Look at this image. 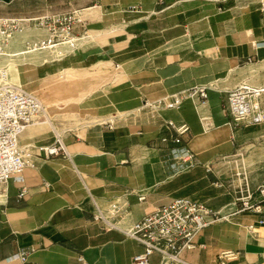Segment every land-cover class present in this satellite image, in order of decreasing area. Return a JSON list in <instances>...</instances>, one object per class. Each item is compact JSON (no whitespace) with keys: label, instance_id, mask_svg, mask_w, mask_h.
Listing matches in <instances>:
<instances>
[{"label":"crops","instance_id":"obj_1","mask_svg":"<svg viewBox=\"0 0 264 264\" xmlns=\"http://www.w3.org/2000/svg\"><path fill=\"white\" fill-rule=\"evenodd\" d=\"M73 10H81L90 21V34L77 46L27 53L23 45V51L0 52V71L6 75L11 68H17L22 77L33 65L59 66L61 62L66 63L62 71L72 80H93L91 72L103 73L96 88L88 84L82 93L61 95L74 99H55L49 105L46 98L49 125L40 122L22 134V146L39 138L47 144L25 146L34 153V168L25 171L24 182H8L6 196L0 198V264H133L142 248L124 230L155 208L183 197L201 200L225 217L201 232L197 248L183 253L186 261L219 264L218 255L231 250L239 253L238 258L226 264H264V224L258 233L249 229L258 226L264 215L238 213L235 196L227 187L232 175L224 178L209 170L212 160L229 156L240 139L243 143L264 140V123L238 130L225 111L228 91L242 84L264 86V3L0 0V17L6 18ZM31 32L33 36H28ZM45 36L32 28L19 39L36 41ZM66 50L62 59L56 58ZM31 56L54 58L14 63ZM55 70L47 80L37 72L31 79L33 87L44 89L49 82L48 92L53 95L58 83L54 77L59 74ZM82 70L87 72L71 78V71ZM195 88H206L208 98H188ZM180 95L184 102L179 108L158 110V105L167 106L166 99ZM44 99L40 100L45 104ZM51 105L68 109L58 113L70 121L56 124ZM170 122L190 128L180 144L162 141L176 137ZM50 131L55 138L62 137L70 157L37 155L38 148L55 143ZM182 150L190 156L186 162L173 157V151ZM250 150L248 167L264 163V141ZM247 174L254 199L260 201L264 174ZM216 185L227 195L218 194ZM22 190L26 194L20 198ZM141 196L145 197L142 202ZM112 202H118V208L125 203L130 217H108L102 208ZM96 209L114 227L95 220ZM150 264L163 263L154 255Z\"/></svg>","mask_w":264,"mask_h":264},{"label":"built area","instance_id":"obj_2","mask_svg":"<svg viewBox=\"0 0 264 264\" xmlns=\"http://www.w3.org/2000/svg\"><path fill=\"white\" fill-rule=\"evenodd\" d=\"M25 27H36L47 33L41 40L26 42V52L74 45L77 40L91 32L90 21L85 14L81 10H73L32 18L0 17V38L7 41ZM6 79V73L0 71V184H7L13 178L24 182L25 171L34 168L35 164L33 151L21 145L20 136L30 126L47 119L46 107L34 93L10 86ZM189 93L201 99L208 98L206 88H195ZM226 94L225 111L230 124L235 127H251L264 123V86L242 84ZM182 101L183 95H180L179 98L173 97L172 101L166 99L164 104L174 108ZM107 125L112 128V123ZM169 126L173 128L176 137H164V143L180 144L182 137L190 130L187 124L176 127L169 123ZM56 138L55 143L38 148L37 155L45 158L70 157L62 137L57 135ZM227 187L235 196L238 213L264 215V187H259L262 199L256 201L247 172L232 174ZM25 194V190H22L20 198ZM143 200L144 196L140 201ZM115 208L117 213L121 212L120 208ZM224 218L220 213L192 198H177L169 204L155 208L132 224L128 230H124L126 236L142 248L134 257L133 264H150L154 255L160 256L163 264H191L183 258V253L197 248V238L201 232ZM94 219L111 225L103 214L100 217L95 215ZM259 223L263 224L264 219ZM249 229L252 230L253 226ZM238 255L239 253L231 250L223 251L218 255V263L226 264L237 259ZM22 260L25 261V256Z\"/></svg>","mask_w":264,"mask_h":264},{"label":"rangeland","instance_id":"obj_3","mask_svg":"<svg viewBox=\"0 0 264 264\" xmlns=\"http://www.w3.org/2000/svg\"><path fill=\"white\" fill-rule=\"evenodd\" d=\"M260 2L264 3V0H260ZM31 29L32 28H26L24 31H27V30L30 31ZM33 30H35V29L33 28ZM19 35L20 34H16L14 39L10 40L9 42H0V52L2 50H5V51L11 52V53H14L18 50L23 51L22 46L24 45L26 40L19 39ZM28 36H33L32 32L29 33ZM261 44H264V43H261ZM74 45L77 46L78 44H74ZM67 50H69V49H67ZM67 50L58 54L56 56V58L62 59L66 55ZM23 52H25V51H23ZM49 58H54V56H50ZM49 58L47 56H44V58L35 59L34 57L31 56L29 59H25L24 61H16L14 63H19V62H28V63H35L36 62V63H38L40 61L48 60ZM65 66H66V63H64V62H61L59 66L58 65H46V66H40L39 67V66L33 65L32 67H30V69H28L27 71H24L22 73V77H20L19 70H17V68H15V69L11 68L7 74L8 82H6V83L10 86H14L16 88L19 87L21 89L26 90L27 92L34 93L40 99L45 98L44 99L45 100L44 105H46V103L48 104V101L46 100V98L50 99V101H49V105H50L51 100L54 101L56 99V101L64 102L63 100L66 101L67 99H71V98L74 99L75 98L74 96L71 97V95L66 96V97H63V96L61 97V95H65L68 93L71 94V93H74L75 91L77 92V91H80L81 89H85L84 86L88 85V84H90V86L93 85L94 87L95 86L97 87V85H99L100 82H102L101 80L98 79V78L103 76L102 75L103 73L101 74V72L99 70H96L95 71L96 73H94V71L90 73L91 75L94 74V75H92L94 78L93 80H84V79L83 80H78V79L72 80L70 78H67L68 76H67L66 72L62 71V70H64ZM58 67H60V68H58ZM55 68H57V71L59 74L54 77V80L58 83H56V85L52 88V90H54L53 95L50 94V92H48V90H49L48 85H50L49 82L48 83L45 82L44 86L46 88H44V89H36L35 87H33V86H35V82H34V80H31V79L33 76H35L37 74V72L42 73L41 77H43L42 78L43 80H47L49 77H51L53 75L52 71H56ZM103 71L106 73L107 70H103ZM71 72H73L71 78H74V77H79L80 75H82L80 73L87 72V71L82 70L81 72L80 71H71ZM69 80H71V81H69ZM20 81H22L23 83ZM64 82H68L66 84V87H68V88H66L64 86ZM51 83H53V82H51ZM82 91L83 90H81V93H82ZM48 95H51V97L49 96V98H48ZM54 95H57V98H55ZM81 101H82V97L77 99L78 103H80ZM157 108H158V110L159 109L160 110L161 109L167 110V111L171 110V109H168L166 107L163 108V107H161V105H158ZM51 109L53 110L54 113L51 112ZM64 109L65 108H60L58 105L49 106V112H50L53 120H55L56 124H59L63 121H70V117L64 116V115H59L58 112L68 111V109H65V110ZM126 119H125V121H126ZM44 121L45 120H43L41 122L44 123ZM76 121H79V120H76ZM44 124H46V123H44ZM61 128H64V126ZM241 128H244V127H242V126L237 127L238 130H240ZM249 130L251 131L253 129L249 128ZM50 135L53 137V142H55L56 138L51 131H50ZM36 139H38V138H36ZM243 140L244 139L242 138V140L241 139L239 140V143L235 144V147L232 148L231 151L228 153L230 158H228L227 160H222L221 157H219L218 160H212L211 165L209 167L210 168L209 170H211L213 168L220 175H222L224 178L228 177L229 175H232L234 173L244 171V170L250 174L255 173L256 176H262L264 174V163L257 164L256 166L248 167L247 164H248L249 160L246 159L247 158L246 155L249 154V152L251 151L250 149H252L255 145H258L259 143L263 142L264 140L257 139L255 141H251V142H247V143H243ZM38 141L40 142V144L38 143ZM38 141H29L28 140V141L23 142V146L25 147L27 144H29V145L31 144V146H32L33 143H35L36 146L47 144V143H42L40 138L38 139ZM181 158L188 159L189 156L184 155ZM181 158L178 160H181ZM235 161H239V162H237V164H235ZM189 162L191 163L192 161L190 160ZM219 185H221V184H219ZM219 185H216V190H220L218 192V194H226L224 188L219 189V187H220ZM6 187H7V185H1L0 190L2 189L3 191H5ZM117 203L118 202L107 203V205L102 209L108 213V217H115V216H119V215L122 216L123 219H127L128 217H130L131 213L128 214V212L126 211V209H125L126 204L125 203L120 205L121 206V208H120L121 212L120 213L116 212L117 208H115V206H118V205H116ZM97 212H98L97 216L100 217L101 211H99V209H98ZM256 225H258V226H255V225H251V226L255 227V228H253L254 229L253 231L255 233H258L260 231V226H263V225H261L260 223H257ZM119 227H121V225ZM128 229H125V230H128Z\"/></svg>","mask_w":264,"mask_h":264},{"label":"bare ground","instance_id":"obj_4","mask_svg":"<svg viewBox=\"0 0 264 264\" xmlns=\"http://www.w3.org/2000/svg\"><path fill=\"white\" fill-rule=\"evenodd\" d=\"M26 28H35V29H39V28H36V27H25L22 31H20V32H18V33H16V34H21ZM39 30H41V29H39ZM42 31H44V30H42ZM45 32V31H44ZM16 34L12 37V38H9L7 41H4L3 39H1L0 38V42H9L10 40H12V39H14V37L16 36ZM45 34H46V36H47V33L45 32ZM45 36V37H46ZM84 38V37H83ZM83 38H81L80 40H77V42H76V44H79L80 42H81V40L83 39ZM26 42H33V41H26ZM25 42V43H26ZM24 43V44H25ZM69 46H71V45H63V46H59V47H69ZM55 48H58V47H55ZM55 48H48V49H43V50H52V49H55ZM37 51H42V50H35V51H28L27 53H32V52H37ZM3 52V51H2ZM25 52H26V50H25ZM15 67H17V66H15ZM254 87V86H253ZM260 87H263V86H260ZM19 88V87H18ZM21 89V88H20ZM196 95H193V94H191V93H189L188 95H187V97L188 98H193V97H195ZM179 98V97H178ZM184 102V97H183V101H182V103ZM182 103L181 104H179V105H177V106H175L174 108H179V106H181L182 105ZM210 104H211V107L212 108H214L215 107V101H214V98L213 99H211V102H210ZM168 109H174V108H169V106L167 105L166 106ZM41 122V121H40ZM40 122H38L37 124H40ZM42 123V122H41ZM44 123H47L48 125H49V120L47 119V120H45L44 121ZM171 123V122H170ZM174 124V123H173ZM34 125H36V124H34ZM176 127H179V125H176V124H174ZM33 126V125H32ZM31 127V126H30ZM29 127V128H30ZM28 129V128H27ZM26 129V130H27ZM25 130V131H26ZM24 131V132H25ZM23 132V133H24ZM22 133V134H23ZM22 134H21V136H22ZM21 136H20V139H21ZM183 151V150H182ZM173 153V157L174 158H176V159H180L181 157H183L184 155H188V153H187V151H183V152H181L180 153V151L178 152V151H173L172 152ZM189 158H190V156H189ZM228 158H230L229 156H226V157H223V159L222 160H227ZM181 159H184V158H181ZM187 159H185V161H186ZM237 162H239V161H235V164H237ZM182 168V167H181ZM179 171V170H178ZM245 171V170H244ZM13 179H19V178H13ZM13 179H11V180H13ZM10 180V181H11ZM9 181V182H10ZM82 183V182H81ZM8 184V183H7ZM7 184H0V186L1 185H7ZM88 192V191H87ZM4 196H6V191H3L2 189L0 190V198H4ZM142 198V196L139 198V201H140V199ZM184 198H189V197H184ZM140 202H142V201H140ZM101 216H102V213H101ZM107 218V217H106ZM97 221H100V220H97ZM261 224V223H260ZM264 224V223H263ZM263 224H261V225H263ZM112 225H110V227H111ZM112 227H114V226H112ZM254 228V227H253ZM121 229V228H120Z\"/></svg>","mask_w":264,"mask_h":264}]
</instances>
